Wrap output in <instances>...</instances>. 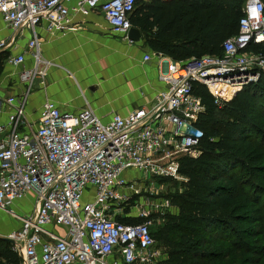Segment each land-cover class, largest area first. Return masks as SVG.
I'll return each instance as SVG.
<instances>
[{
	"label": "built area",
	"instance_id": "obj_1",
	"mask_svg": "<svg viewBox=\"0 0 264 264\" xmlns=\"http://www.w3.org/2000/svg\"><path fill=\"white\" fill-rule=\"evenodd\" d=\"M154 1L0 0L6 27L32 33L27 52L9 57L8 63L23 66L26 53L34 62L20 73L26 92L5 100L13 113L8 125L0 126V210L21 224L6 237L18 264H162L166 256L152 235L148 206L137 214L121 212L123 206L142 186L158 196L164 190L159 181L187 182L179 171L180 158L201 154L203 133L196 125L206 111L195 84L205 86L222 108L264 73V53L258 49L264 46V3L246 0L239 31L224 42L221 56L184 62L163 58L160 81L167 88L149 108L104 123L91 107L70 114L47 101L38 121H28V96L36 80L46 85L51 65L41 58L39 26L52 34L73 30L74 15L101 11L111 31L127 40L137 5ZM7 46L1 40L0 52ZM151 58L147 55L145 61ZM129 170L140 171L142 179L128 182L124 174ZM89 187L90 200L82 203ZM31 193L35 203L30 213L12 211ZM161 200L170 208L168 200ZM162 206L164 202L157 210ZM59 229L65 230L63 237Z\"/></svg>",
	"mask_w": 264,
	"mask_h": 264
},
{
	"label": "trees",
	"instance_id": "obj_2",
	"mask_svg": "<svg viewBox=\"0 0 264 264\" xmlns=\"http://www.w3.org/2000/svg\"><path fill=\"white\" fill-rule=\"evenodd\" d=\"M245 1L157 0L138 21L137 11L130 19L154 52L184 62L221 56L224 42L239 31ZM258 49L264 53V46ZM194 89L206 106L196 125L203 133L201 154L180 158L187 182L168 195L181 216L152 230L170 249L163 263L264 264V73L222 108L205 86ZM213 237L217 248L200 251ZM19 261L12 243L0 237V264Z\"/></svg>",
	"mask_w": 264,
	"mask_h": 264
},
{
	"label": "crops",
	"instance_id": "obj_3",
	"mask_svg": "<svg viewBox=\"0 0 264 264\" xmlns=\"http://www.w3.org/2000/svg\"><path fill=\"white\" fill-rule=\"evenodd\" d=\"M149 4L151 3L137 5L135 11L139 15L136 21L146 12ZM85 24H88L87 28L83 26ZM72 25L73 30L54 34L43 26L38 27L37 32L42 43L41 58L51 65L48 68L46 85H42V80H36L33 91L28 96L26 116L30 123L38 121L47 101L53 102L62 112L70 114L91 107L102 122L108 123L114 115L126 116L138 108H149L157 94L166 90L167 86L160 81V70L163 68L161 61L163 58L174 60L154 52L146 44L138 25L132 24L141 31L142 38L134 43L113 33L101 11L93 12L88 17L74 15ZM31 37L29 29L14 33L6 27L0 16V41H8L6 49L0 52L1 58L3 56V71L0 75V126H7L13 113L5 100L11 96L19 98L26 92L27 87L20 81V73L31 68L34 63L30 53H26L24 65L17 68L8 63V58L27 52ZM147 55L152 56L149 61H145ZM31 116L34 119L30 120ZM124 178L128 182L141 180H128L125 174ZM29 197L28 195L27 198ZM22 203L23 201L18 202L13 207H20ZM0 212L7 214L2 210ZM20 227L18 221L16 229L4 235L0 234V237L6 238Z\"/></svg>",
	"mask_w": 264,
	"mask_h": 264
},
{
	"label": "rangeland",
	"instance_id": "obj_4",
	"mask_svg": "<svg viewBox=\"0 0 264 264\" xmlns=\"http://www.w3.org/2000/svg\"><path fill=\"white\" fill-rule=\"evenodd\" d=\"M98 21V20H97ZM100 21V20H99ZM85 28H87L88 24L83 25ZM99 27V26H98ZM260 80V79H259ZM30 120L34 119V117H30ZM37 122L36 120L34 122L31 123H35ZM35 127H37L35 125ZM143 174L140 171H127V173H125V177L129 180H138L142 179ZM159 183L161 184V187L164 189L162 192H159V195H151L149 192H146L143 187H140V194L138 195H133V193L131 194L132 196V200L129 201L128 205H124L123 209H125L124 211L122 210L121 212H129L130 210H132V212H134V214H137L140 209L144 208L145 205L148 206L150 212H151V217L150 219L153 222V227L152 230L155 234V232L164 227L165 225L169 224L168 223V219L171 217H179L181 216V211L178 207H176L175 205H173L171 198L168 197V195L172 194L173 192H175L178 188L182 187L183 182H179V181H159ZM139 185H142V182H140ZM92 194V190L91 188H87L84 191V194L82 196L81 202L82 203H87L90 200V196ZM30 197L23 200V203L21 204L20 207H13L12 211H14L17 215L19 216H25L26 214L30 213L33 208H34V194L31 193L29 195ZM163 200H168L170 202V208L166 207L165 205V201ZM164 202V206L160 207L159 210H157V206H159L160 204H163ZM135 207L136 209L132 208ZM131 212V211H130ZM17 223L18 221L15 220L12 216H10L9 214H4L0 212V234L4 235L7 234L9 231H11L12 229L14 230V228H17ZM59 234L63 237L65 235V230L63 229H59L58 230ZM179 238L181 240H183L185 243L188 241V239H186L185 237H181L179 236ZM155 239L157 242V248L166 256L165 259H168V254L170 249L166 248L163 246V244H161V241L156 237L155 235ZM212 243L209 245V247L203 245L200 249V251H204V249L207 250H214L215 248H217V245H219L218 242V238L213 237L212 238ZM190 243V241H188V244ZM187 244V246H188ZM165 261V260H164ZM164 264V263H162Z\"/></svg>",
	"mask_w": 264,
	"mask_h": 264
},
{
	"label": "water",
	"instance_id": "obj_5",
	"mask_svg": "<svg viewBox=\"0 0 264 264\" xmlns=\"http://www.w3.org/2000/svg\"><path fill=\"white\" fill-rule=\"evenodd\" d=\"M142 38V33L138 28H132L127 36V41H129L130 43H134V42H139ZM7 239V238H6ZM9 240V239H7ZM10 241V240H9ZM11 243H13L12 241H10Z\"/></svg>",
	"mask_w": 264,
	"mask_h": 264
}]
</instances>
